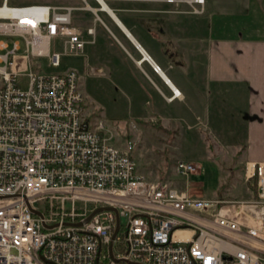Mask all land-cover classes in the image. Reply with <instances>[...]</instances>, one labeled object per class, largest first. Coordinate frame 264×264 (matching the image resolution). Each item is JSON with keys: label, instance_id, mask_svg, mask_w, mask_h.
<instances>
[{"label": "built area", "instance_id": "1", "mask_svg": "<svg viewBox=\"0 0 264 264\" xmlns=\"http://www.w3.org/2000/svg\"><path fill=\"white\" fill-rule=\"evenodd\" d=\"M73 8L0 2V264H264V159L245 160V197L146 179L134 142L86 111L75 68H33L34 55L57 67L82 52Z\"/></svg>", "mask_w": 264, "mask_h": 264}, {"label": "crops", "instance_id": "2", "mask_svg": "<svg viewBox=\"0 0 264 264\" xmlns=\"http://www.w3.org/2000/svg\"><path fill=\"white\" fill-rule=\"evenodd\" d=\"M103 1L120 22L100 0L23 3L75 6L71 22L86 39L80 54L86 56V62L102 66L92 64L96 68L92 72L107 75L111 70L132 86L138 82V91L151 98L147 114L131 116L171 120L180 125L179 131L196 128L193 133H202L205 128L210 137L219 140L218 132L242 133L225 139L228 146L241 149L238 160L230 158L229 163L264 159V0H202L200 13L175 11L162 0ZM87 27H92V32H87ZM98 35L104 41L109 35L120 48H97ZM88 44L93 46L86 47ZM50 46L61 48L60 38L51 39ZM126 63L132 78L124 77L119 66L124 68ZM153 63L161 70H154ZM79 82L85 99L87 95L93 99L88 89H83V80ZM174 86L179 95L172 96ZM152 91L154 97L174 102L175 111L152 102ZM140 99L142 106L145 97ZM205 136L203 133L201 138Z\"/></svg>", "mask_w": 264, "mask_h": 264}, {"label": "rangeland", "instance_id": "3", "mask_svg": "<svg viewBox=\"0 0 264 264\" xmlns=\"http://www.w3.org/2000/svg\"><path fill=\"white\" fill-rule=\"evenodd\" d=\"M7 1L19 4L29 0ZM166 1L169 2V7L175 11L200 13L203 8L202 0H162L161 2ZM97 38L98 41L95 44L97 48H107L110 51L114 48H120L109 35L105 41L100 38V35ZM88 46L92 47L93 44L86 45V47ZM31 59L33 68L41 71H62L70 67L77 69L81 75L79 80L84 82L85 88L83 87V89H88L86 91L93 97L90 99L91 97L87 95L86 111L90 112L92 117L101 116L109 123L119 145L126 146L130 141L134 142L132 153L136 169L146 179H166L171 185L184 189L196 197L223 196L231 198L250 195L249 184L242 177L245 161L229 163L230 158H235L234 161L238 160L240 155L238 152L241 149L240 151L234 149L232 148L234 145L228 146L225 141V139H232L233 136L241 137L242 133L218 132L221 139L219 140L210 137L211 134L205 128L201 129L202 133L198 131L193 133L196 128L189 130L183 128L182 131H179L180 125L177 123L174 125L171 120H159L154 116L145 117L146 119L143 120L131 116L140 113L147 114L149 111L147 106L151 104V98L147 96L146 99V96L138 91L140 86L138 82L132 86L125 81V78L119 79L118 77L121 76L117 77V75L120 74L111 70L108 71L107 75L93 73L92 64L100 68L102 66L95 61L86 62L85 55H63L61 63L57 67L48 66L46 56L34 55ZM37 63H39L38 66ZM119 66L123 69L124 77L131 76L132 69L129 63H126L124 68L123 65ZM125 68L127 70H124ZM150 94L153 96L155 93L152 91ZM144 97L142 108L140 98L143 99ZM153 101L158 105H167L171 108L170 110L175 111L173 109L174 102L168 103L154 96ZM92 105L97 108L92 107ZM161 125L165 126V130L161 129ZM203 133L206 138H201ZM205 153H209L211 157H206ZM177 159L198 162V168L189 174H182L175 168Z\"/></svg>", "mask_w": 264, "mask_h": 264}, {"label": "water", "instance_id": "4", "mask_svg": "<svg viewBox=\"0 0 264 264\" xmlns=\"http://www.w3.org/2000/svg\"><path fill=\"white\" fill-rule=\"evenodd\" d=\"M100 1L103 2V3L105 4L106 8L109 10V12L112 14V16H114V18H115L116 20H118L117 17H116V15H115V14L113 13V11L111 10V8L108 7V5H107L103 0H100ZM118 21H119V20H118ZM119 22H120V21H119ZM120 24H121V23H120ZM126 31H127V30H126ZM127 33L130 34L129 31H127ZM130 36H131V38L134 40V42H136V43L139 45V43L135 40V38H134L132 35H130ZM144 56L147 57L148 55H147V54H144ZM88 217H89V216H87V217L85 218V220L88 219Z\"/></svg>", "mask_w": 264, "mask_h": 264}, {"label": "bare ground", "instance_id": "5", "mask_svg": "<svg viewBox=\"0 0 264 264\" xmlns=\"http://www.w3.org/2000/svg\"><path fill=\"white\" fill-rule=\"evenodd\" d=\"M106 7V6H105ZM159 70H161V69H159ZM172 84V83H171ZM174 89H176L175 88V86H174ZM177 90V93H178V95L180 94V91L178 90V89H176Z\"/></svg>", "mask_w": 264, "mask_h": 264}]
</instances>
